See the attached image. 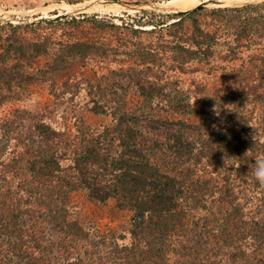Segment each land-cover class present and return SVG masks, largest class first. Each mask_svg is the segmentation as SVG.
I'll return each mask as SVG.
<instances>
[{"label": "trees", "instance_id": "16d2710c", "mask_svg": "<svg viewBox=\"0 0 264 264\" xmlns=\"http://www.w3.org/2000/svg\"><path fill=\"white\" fill-rule=\"evenodd\" d=\"M212 13L213 31L195 21L191 32L182 28L195 13L145 14L137 23L152 29H132L168 33L177 67L210 61L217 38L235 45L231 62L241 48L250 52L246 70L223 75L229 92L203 89L193 102L159 85L149 52L86 75L78 67L97 56L90 43L67 41L55 51L45 35L61 20L74 28L104 19L0 23V107L36 87L68 101L0 119V264H264V185L252 175L264 159V3ZM82 91L88 100L73 104ZM220 99L238 102L222 121ZM90 117L108 122L93 126ZM77 192L130 213L128 242L71 218Z\"/></svg>", "mask_w": 264, "mask_h": 264}, {"label": "rangeland", "instance_id": "374dc122", "mask_svg": "<svg viewBox=\"0 0 264 264\" xmlns=\"http://www.w3.org/2000/svg\"><path fill=\"white\" fill-rule=\"evenodd\" d=\"M174 1L178 3V0H0V23L9 22L13 25H26L41 18L52 20L55 18L53 14L66 16L69 20L71 18L79 19L83 15L95 16L97 21L104 19L105 23L99 25L95 22H86L72 28L64 23L65 20H61V23L45 33L55 51L59 48L58 44H66L67 41L70 43L77 41L90 43L93 51L97 52V56H91L92 60L84 68L77 65L80 72L84 71L86 75L93 72L98 73L100 76L106 75L109 71L120 66L125 68L132 64L135 61L134 54L136 52L146 51L155 55L152 58L155 60L156 65L154 75L159 85L170 84L176 91L184 94L188 93L190 102L204 99L200 94L195 96V92L200 93L203 89V94L212 90H218L221 93L229 92L231 85L228 84L232 82L228 81L226 83L223 75L229 74L232 70H246L248 65L247 56L250 52H245V49L241 48L239 52L242 51V53L237 56L236 60L231 62L226 57L227 50L235 45L231 41H224V37L217 38L212 47L215 55L210 61L200 62L195 60L177 67L176 54L170 51L177 43L171 42L172 39L168 36V33L165 32L161 37L158 33L142 35L132 32V29L140 31H150L152 29L150 26L139 27L140 24L137 23L146 19L147 15L154 14L157 20L162 19L164 16L174 15L170 11L158 9L159 6L164 5L167 7L168 3ZM201 1L203 0H194L183 10L189 9ZM250 1L254 4H262L261 1L264 0H247L243 2ZM240 3L236 2L234 4ZM218 10L221 9L209 6L196 11L192 18L184 19L182 28L189 29L191 32V29L195 28L193 24V21H195L202 31H213L217 25V17L212 12ZM39 16L40 18H36ZM121 20L127 26L123 25ZM109 21L116 27L112 28L108 23ZM241 44L244 45V43ZM186 47L188 45L184 48ZM49 59L50 56L47 60ZM131 89L130 100L136 101L134 87H131ZM87 100L85 93L82 91L73 100V104L80 106ZM63 101L62 99L54 100L48 94L46 87H36L31 91L28 98L0 107V119L14 109L32 112L54 102L65 104L63 107L67 106L68 101L66 99V103ZM154 102H161V100L154 99ZM218 103L224 105L225 108L223 113L217 115L221 121L226 118L232 105H238V102L223 101V99H220ZM87 121L93 126L108 122L104 118L95 119L91 117L87 118ZM70 206L71 218L80 222L85 228H99L101 232L106 233L115 230L118 235L125 236L119 243L128 242L127 229L132 216L127 212H118L113 202L109 201L103 205L92 203L84 192H77L71 195Z\"/></svg>", "mask_w": 264, "mask_h": 264}, {"label": "water", "instance_id": "95a60500", "mask_svg": "<svg viewBox=\"0 0 264 264\" xmlns=\"http://www.w3.org/2000/svg\"><path fill=\"white\" fill-rule=\"evenodd\" d=\"M262 3H264V1H261ZM250 4H254L253 2H242L240 4L235 5L233 2H227L226 0H206V1H202L199 5H197L196 7L189 9L187 11H170L173 14H179V13H186V14H190V13H194L196 11L202 10L204 8H208L209 6H212L213 8H220V9H224V8H237V7H243L246 5H250ZM161 11H166L165 9H161L158 8Z\"/></svg>", "mask_w": 264, "mask_h": 264}, {"label": "bare ground", "instance_id": "6f19581e", "mask_svg": "<svg viewBox=\"0 0 264 264\" xmlns=\"http://www.w3.org/2000/svg\"><path fill=\"white\" fill-rule=\"evenodd\" d=\"M203 1H206V0H203ZM221 1H223V0H221ZM226 1L229 2L228 0H226ZM243 1H247V0L234 1L233 3H236V2L240 3ZM193 2H194V0H178V3H177V1H174V2L168 3L167 7H165L164 5H161L158 8L165 9L166 11H187V10L192 9V8L196 7L197 5H199L202 1L199 2L197 5H194L193 7L189 8V9L183 10L186 6H188L189 4H191ZM179 9H182V10H179Z\"/></svg>", "mask_w": 264, "mask_h": 264}, {"label": "clouds", "instance_id": "9594fccd", "mask_svg": "<svg viewBox=\"0 0 264 264\" xmlns=\"http://www.w3.org/2000/svg\"><path fill=\"white\" fill-rule=\"evenodd\" d=\"M213 127L216 126L213 125ZM252 175L257 183L264 185V159L255 162Z\"/></svg>", "mask_w": 264, "mask_h": 264}]
</instances>
